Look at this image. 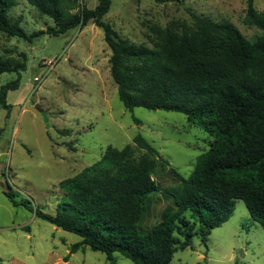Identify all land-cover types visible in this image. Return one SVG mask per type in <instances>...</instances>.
I'll return each instance as SVG.
<instances>
[{
  "label": "rangeland",
  "instance_id": "1",
  "mask_svg": "<svg viewBox=\"0 0 264 264\" xmlns=\"http://www.w3.org/2000/svg\"><path fill=\"white\" fill-rule=\"evenodd\" d=\"M240 1L233 0L230 7L228 0H113L104 21L129 43L153 48L160 30L196 29L188 11L192 9L216 23H232L255 42L263 31L247 24V5ZM98 4L99 0H60L58 7L68 20L83 6L95 9ZM256 7L264 10V0H257ZM9 16L21 20L29 36L56 28L28 0H20ZM23 53L27 70L21 73L19 89L7 94L11 112L0 105V264H110L106 254L89 247L71 254L80 236L15 206L6 192L16 194L18 202L29 201L34 208L56 214L67 197L63 181L101 160L109 146L130 145L136 159L141 158L147 152L133 142L141 135L161 156H152L159 191L150 196L139 222L146 233L174 210L169 191L180 185L179 176L189 178L214 137L182 113L128 110L111 75L112 51L104 30L92 22L84 29L44 34L32 41L0 31V58L22 62ZM16 78L17 73L2 74L0 91ZM184 218L188 224L183 229L197 235L183 250L185 239L175 234L179 244L171 264H264V229L243 201H237L227 223L212 231L207 245L192 213ZM114 258L116 264H134L120 254Z\"/></svg>",
  "mask_w": 264,
  "mask_h": 264
},
{
  "label": "trees",
  "instance_id": "2",
  "mask_svg": "<svg viewBox=\"0 0 264 264\" xmlns=\"http://www.w3.org/2000/svg\"><path fill=\"white\" fill-rule=\"evenodd\" d=\"M19 1L0 0V31L32 41L44 34L59 36L77 27L84 29L92 22L104 30L112 51L111 75L128 110L185 114L214 141L189 178L179 176L180 185L169 191L174 210L146 233L139 222L150 196L159 191L152 176V156H161L141 135L133 140L147 152L141 158L136 159L130 145L109 146L101 160L63 181L67 197L56 214L34 208L29 201L18 202L16 194L6 192L15 206L35 211L38 218L80 236L71 254L89 247L106 254L110 264H116L115 254L134 264H171L179 244L175 234L185 239L183 250L197 235L183 229L187 212L200 224L198 234L207 245L212 231L230 220L239 200L264 229V12L255 8L254 0H246V13L247 24L263 31L255 42L232 23H216L188 9L196 29L160 30L153 48L129 43L104 21L113 0H99L95 9L83 6L68 20L58 7L60 0H28L56 23V28L31 36L21 20L9 16ZM21 57L22 62L0 58V76L17 73L16 80L0 91V105L8 112L12 110L8 91L19 89L21 73L27 70V54Z\"/></svg>",
  "mask_w": 264,
  "mask_h": 264
},
{
  "label": "crops",
  "instance_id": "3",
  "mask_svg": "<svg viewBox=\"0 0 264 264\" xmlns=\"http://www.w3.org/2000/svg\"><path fill=\"white\" fill-rule=\"evenodd\" d=\"M218 1H220V2H222V0H218ZM238 1H240V0H238ZM228 2L230 3L229 5H230V7H232L233 6V0H228ZM241 2V1H240ZM256 3H257V0H254V6H255V8L259 11V12H264V10H259L257 7H256ZM242 5H245V7H246V0H242Z\"/></svg>",
  "mask_w": 264,
  "mask_h": 264
}]
</instances>
